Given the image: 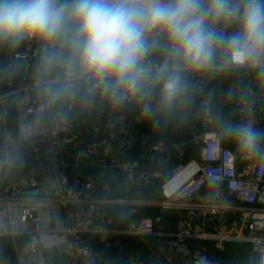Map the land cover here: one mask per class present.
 <instances>
[{
    "label": "clouds",
    "instance_id": "obj_1",
    "mask_svg": "<svg viewBox=\"0 0 264 264\" xmlns=\"http://www.w3.org/2000/svg\"><path fill=\"white\" fill-rule=\"evenodd\" d=\"M33 40L38 116L99 100L158 123L192 102L193 77L264 74V0H0V47ZM228 131L241 152L264 151L252 122Z\"/></svg>",
    "mask_w": 264,
    "mask_h": 264
},
{
    "label": "crops",
    "instance_id": "obj_2",
    "mask_svg": "<svg viewBox=\"0 0 264 264\" xmlns=\"http://www.w3.org/2000/svg\"><path fill=\"white\" fill-rule=\"evenodd\" d=\"M28 42L26 41L16 49L0 47V105L3 106L6 115L9 114L10 109L17 112L16 120L11 121L12 125L6 116L5 132H10L14 136V145L8 148L5 141L1 143L0 162L4 166L12 165L11 155L18 151L22 158H20V162L24 161L32 174H41L43 182L36 177L39 181L36 189L28 186L26 193L20 197L3 196L0 198V230L19 227L17 232L4 231L5 233L2 234L0 257L5 264H76L75 260L66 252V249L72 246L73 240L71 234L65 230L68 222L54 189L57 168L51 162L52 153L49 148V141L50 128L57 118L51 115V110L42 116H28L25 113V106L31 101L34 91L32 87H23L27 62L23 58L15 57V55L22 51ZM30 42L40 46V43L35 40ZM156 58L159 59L160 57L157 56ZM17 59H19L22 78L16 85L13 81L14 71L9 63L11 64ZM36 65L37 62L34 61L32 68L34 73ZM12 87L20 89L16 93H10ZM205 93L213 108L216 128L223 132L225 143L236 149L238 146L235 139L229 132L223 131L224 122L229 119L233 121V126L240 124L237 116V105L243 96L257 98L259 100L257 106L264 110V102L260 99L264 96V74H261L259 68H242L212 78L205 77ZM194 101H199L196 91H194L192 102L183 111L171 116H160L157 118L158 123L155 119L145 117L135 121L131 135L127 138H123L118 132L114 133L111 154L106 155L100 152V154L90 158H81L77 155L74 146H69L58 156L63 170L71 175L89 177L94 181L98 197L103 199L105 211L112 218L111 223L106 222L105 218L97 222L96 230L91 233L96 240L101 239L106 242V245H110L109 242L114 236L125 233L122 232L124 228L113 225L115 223L114 217L106 209L105 204L128 205L131 212H136L138 206H156L141 203V200L135 199L136 197L159 198L157 189L153 188L156 186L155 184L145 185L131 179L121 170L120 161L126 158H139L145 166L163 170L164 177L157 180L162 186L163 182L173 173L179 157L170 147L165 152L157 153L153 144L157 141L167 143L176 138L187 139L192 143V150H189L190 157L199 156L203 141L204 122L201 117L200 103L195 105ZM109 108L110 106L106 102L99 100L95 104H89L77 99L71 106H65L64 110L68 112V117L65 120L76 131H80L83 142L86 143L92 138L104 137L109 134L107 126ZM103 109L107 112H103ZM125 109L128 115L133 117L139 107L130 104L126 105ZM23 122L30 125L31 133L29 135L22 128ZM14 125H16L17 130ZM15 130L18 131V134ZM6 175V170L4 174H0V190L8 181ZM104 190L108 191V196L104 195ZM33 196L43 198V209L46 212L49 211L48 215L52 217L39 221V224L32 221L23 223L20 220L19 209L32 202ZM149 202L152 201L149 200ZM156 207L165 211L169 210L163 208L160 203ZM167 213L163 216L161 214L146 215L145 212H142V217L134 219L160 216L161 221L156 224V231H160L161 234L147 235L146 237L153 236L154 241L152 243L144 240V236H142V240H139V246L130 241L126 242L124 247L132 254L125 257V260H130L127 264H138L142 258H146L150 264H196V261H191L171 246L168 233L176 229L178 221L176 216H172V212ZM244 226V220L235 225L234 220L223 216L211 217L207 229L219 234L237 236L238 233L244 232ZM104 227H111L112 231L104 233L98 230ZM31 240L37 242L39 251L35 255L21 256L19 246ZM118 242L119 239L115 241L116 244ZM195 243L203 244L208 250L216 253L223 250H234L235 255L230 257L234 263L231 264H248L252 254L251 243L237 237L226 240L223 248L217 250L214 247V239H199L195 240ZM126 254H128L127 251ZM108 255L118 258L117 253L109 252ZM255 258H257V254H255Z\"/></svg>",
    "mask_w": 264,
    "mask_h": 264
},
{
    "label": "built area",
    "instance_id": "obj_3",
    "mask_svg": "<svg viewBox=\"0 0 264 264\" xmlns=\"http://www.w3.org/2000/svg\"><path fill=\"white\" fill-rule=\"evenodd\" d=\"M39 50L40 46L28 42L25 48L15 55L27 62L23 87H32L34 91L31 101L25 106L28 116H38L41 102L33 87L35 73L32 69L34 61L39 57ZM192 80L204 122L203 141L198 157H188L187 140H175L170 144L179 159L173 173L161 186V199L158 203L163 208L183 212V216L178 220L176 229L168 233L169 242L175 250L193 262L220 264L214 252L203 244L195 243V240L214 239V247L217 250L223 248L226 240L237 237L251 243L252 254L248 264H264V151L247 155L238 147L233 149L226 144L223 132L215 126L213 108L205 93V77L197 76ZM19 89L12 87L10 93H16ZM260 99L264 102V96ZM258 101L253 97H241L237 105V116L240 124L252 122L255 128L264 131V110L257 106ZM144 117L140 108L130 117L125 106L115 109L110 107L107 118L109 134L92 138L86 143L83 142L80 131H76L65 119H57L50 128L51 162L57 168L54 189L68 222L65 230L71 234L73 240L72 246L67 248L66 252L76 264H107L99 250L88 243L86 235L96 230L97 222L102 218L108 223L112 222V218L105 211L103 199L97 195L94 181L89 177L71 175L63 170L58 156L69 146H74L81 158H90L100 152L111 154L113 134L118 132L123 138H127L131 135L134 122ZM22 128L27 135L31 133L28 123L23 122ZM3 141L9 148L14 145V136L10 132H4ZM153 148L157 153L168 150L163 141H157ZM119 166L131 179L145 185H152L164 177L163 170L145 166L139 158L123 159ZM4 173L5 166L0 162V174ZM38 184L36 176L30 174L28 186L36 189ZM28 186H24L20 181L8 180L0 190V198L20 197L26 193ZM33 198L32 202L19 209L21 222L32 221L39 224L41 220L50 219L52 216L48 215L49 211L43 209V198ZM230 214H241L242 218L234 219V224H240L244 220V232L233 236L207 229L211 217H226ZM160 221V216L132 220L122 232L135 235L161 234L156 231V224ZM18 228L0 230V238L4 231L14 233ZM98 230L108 233L112 228L104 227ZM38 251L37 242L34 240L19 246L21 256L35 255ZM3 263L5 264L0 257V264ZM138 264L150 263L140 260Z\"/></svg>",
    "mask_w": 264,
    "mask_h": 264
},
{
    "label": "trees",
    "instance_id": "obj_4",
    "mask_svg": "<svg viewBox=\"0 0 264 264\" xmlns=\"http://www.w3.org/2000/svg\"><path fill=\"white\" fill-rule=\"evenodd\" d=\"M38 42V41H37ZM38 58H36V62H38ZM11 108V107H9ZM17 117V112L10 109L9 114H7V119L9 120V123L12 125L13 120H16ZM239 118V117H238ZM15 129H16V125ZM17 130V129H16ZM15 130V131H16ZM16 134H18V131H16ZM183 138H176L174 140H171L166 144L167 149L170 147L171 142L175 141V140H182ZM187 140V139H185ZM191 144L188 140H187V153L189 154L188 157H190V153L189 150H192L191 148ZM171 148V147H170ZM173 150V148H171ZM235 149V148H233ZM174 151V150H173ZM175 152V151H174ZM176 153V152H175ZM177 154V153H176ZM21 158V154H19L18 151H15L12 153L11 155V159L13 160V164L12 165H18ZM8 166V165H7ZM5 166V168L7 167ZM6 170V169H5ZM154 184L156 185L155 189H157V196H160V192H161V185L160 182L155 181ZM152 184V185H154ZM160 185V186H159ZM97 191V190H96ZM104 195L108 196L109 193L108 191L104 190ZM98 195V194H97ZM99 196V195H98ZM106 209L109 210V212L111 213V215L114 217V222L113 225L115 224L116 227H120V228H126L127 225L129 224L130 221L138 218L141 216L142 212H145L146 215L147 214H151V215H155V214H161V215H166V213H173L172 216H176V220L178 221L182 216H183V212L181 211H176L175 209H170V210H163L159 207L156 206H138V210L136 212H131L128 208V205H118V204H105ZM167 213V214H168ZM142 217V216H141ZM226 217H229L230 219L234 220V219H241V214H230ZM176 221V222H177ZM142 236H144V240L146 241H151L150 243H152V241H154V239L151 237H146L147 235H135V234H129V233H120L119 236H114L113 239L110 240V245H106L105 241H101L96 240L95 236L92 235L91 233H88L86 235V238L88 240V243L90 245H92L94 248L98 249L102 259L107 263V264H127L130 262V260H125V257H127L128 255H132L127 249H125L124 245L126 242L130 241L133 242V244L136 243V246H139V240H142ZM99 239V238H98ZM119 239L118 244L115 243V241ZM98 242H96V241ZM149 243V244H150ZM126 251L128 252V254H126ZM109 252H111L112 254L117 253L118 254V258H113L110 257L108 254ZM216 257H220L219 259L221 260V264H231L234 263L231 260V256L235 255L234 250H223L222 252H214ZM142 258V257H141ZM142 260L147 261L146 258H142ZM148 262V261H147Z\"/></svg>",
    "mask_w": 264,
    "mask_h": 264
},
{
    "label": "water",
    "instance_id": "obj_5",
    "mask_svg": "<svg viewBox=\"0 0 264 264\" xmlns=\"http://www.w3.org/2000/svg\"><path fill=\"white\" fill-rule=\"evenodd\" d=\"M11 69L14 71L13 81L17 85L21 81L22 74L19 67V59L15 62L9 63ZM199 101H194L196 105ZM6 112L4 111L3 106L0 105V145L3 142L4 132H5V120H6ZM233 126L232 120H225L223 131L229 132L228 129ZM7 178L8 180L20 181L24 186L29 185V176L32 174L31 170H29L28 166L25 165L24 161L19 162L18 165H8L6 167ZM36 177L43 182L42 176L39 173L35 174ZM196 264H199L196 262Z\"/></svg>",
    "mask_w": 264,
    "mask_h": 264
},
{
    "label": "rangeland",
    "instance_id": "obj_6",
    "mask_svg": "<svg viewBox=\"0 0 264 264\" xmlns=\"http://www.w3.org/2000/svg\"><path fill=\"white\" fill-rule=\"evenodd\" d=\"M107 109V108H106ZM103 112H107L103 109ZM103 113V114H105ZM159 198H155V197H136L135 199L136 200H141L140 202L141 203H145L147 205H158V202L160 201L161 199V196H158ZM149 200H151L152 202H149ZM142 215V214H141Z\"/></svg>",
    "mask_w": 264,
    "mask_h": 264
}]
</instances>
